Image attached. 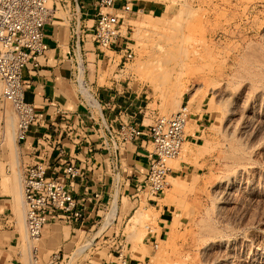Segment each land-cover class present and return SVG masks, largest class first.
I'll list each match as a JSON object with an SVG mask.
<instances>
[{"label":"rangeland","instance_id":"obj_1","mask_svg":"<svg viewBox=\"0 0 264 264\" xmlns=\"http://www.w3.org/2000/svg\"><path fill=\"white\" fill-rule=\"evenodd\" d=\"M128 2L137 4L135 12L118 14L133 58L119 64V57L106 50L115 60L109 67H116L121 81L141 99L149 123L171 115L181 103H188V110L192 104L207 108L209 120L193 151L197 174H169L157 206L144 197L117 224L115 197L104 219L78 232L61 264L111 257L118 242L125 254L138 250L141 259L148 254L150 264H264V0ZM150 2L161 9L150 12ZM138 8L142 12H136ZM15 121L6 103L0 116V184L18 200L21 168ZM185 150L183 145L180 157ZM180 157L168 165L174 167ZM162 205L172 206L173 213L153 248L144 243L149 229L159 234L157 208ZM109 213L113 217L105 224ZM16 216L24 264H29L31 242L22 211Z\"/></svg>","mask_w":264,"mask_h":264},{"label":"crops","instance_id":"obj_2","mask_svg":"<svg viewBox=\"0 0 264 264\" xmlns=\"http://www.w3.org/2000/svg\"><path fill=\"white\" fill-rule=\"evenodd\" d=\"M63 1L52 0L55 11L43 30L46 50L38 58L36 65L29 62L22 73L24 99L41 116L30 126L18 148L20 165L43 160L47 164V175L67 184L79 206L83 208L84 216L71 225L49 223L44 226L41 237L35 243L37 259L42 262H47L57 251L63 256L69 253L78 232L91 230L104 219L103 213L115 197L119 202L115 224L119 219L123 221L143 198H137L135 192L137 187L142 186L148 161L153 157V147L146 134L122 144L116 163L119 180L115 185L112 163L101 143L103 138H107L105 127L116 130L120 123L126 122L146 129L150 119L148 112L141 106L138 95L129 88L128 83L124 84L119 78L116 67H109L115 60L106 50L114 55L113 49L100 50L93 40L91 31L97 13L96 0H77L83 28L76 58L74 55L77 50L74 48L69 25L64 20L68 11ZM67 1L73 5L72 0ZM126 1L117 0L113 10H120ZM147 6L150 12L161 9L152 2ZM76 68L78 84L74 81ZM81 81L88 85L98 101L91 115L81 104L78 91ZM188 113L183 140L186 150L181 157L178 155L180 159L171 168V177L197 174L193 151L202 141L201 127L209 120V115L207 108L201 106L197 109L196 104L190 106ZM68 162L74 163L80 170V175L73 179L64 170ZM160 195L151 200L146 199L147 203L157 206ZM157 209L159 215L156 226L160 229L159 234L156 229L148 232L144 245L157 242L158 236L162 235L171 220L172 206L162 205ZM18 210L22 211L24 220L21 188L17 200L9 189L0 184V264L25 262L20 245L21 232L17 224ZM139 252L129 251L126 255L131 261L150 262L148 254L141 259ZM110 255L111 257L108 254L106 257H93L82 264H112L113 254Z\"/></svg>","mask_w":264,"mask_h":264},{"label":"built area","instance_id":"obj_3","mask_svg":"<svg viewBox=\"0 0 264 264\" xmlns=\"http://www.w3.org/2000/svg\"><path fill=\"white\" fill-rule=\"evenodd\" d=\"M64 0L67 15L64 20L69 25L74 48L79 53V43L82 38L80 5L77 0ZM117 0H96V19L92 26V37L98 49H113L119 57V64H124L133 58V49L121 31V17L118 11L135 12L133 3L125 2L120 10H113ZM55 9L52 0H0V116L5 113V104L11 105L15 116V141L22 142L31 125L36 123L41 113L24 99L22 73L26 65L38 63V58L46 50L43 40L44 26L51 21ZM142 9H136V12ZM79 66L78 63H76ZM74 81L78 84L79 77ZM81 104L89 114L96 109L98 101L93 91L81 81L79 86ZM187 104L182 103L169 116H157L142 129L134 124L122 122L116 130L105 127L107 138L102 139L115 174V185L118 184L117 157L122 144L146 134L153 147V157L148 161L145 178L141 187H137L135 196L151 200L159 196L166 188L167 176L171 167L168 161L175 159L181 152L184 131L188 119ZM116 165V166H115ZM20 186L24 208V227L27 239L29 264H61L63 254L53 253L47 262L38 261L35 243L41 237L43 228L49 223L71 225L83 219V208L72 195L69 187L63 181L47 175V164L41 160L21 166ZM70 178L80 175L79 167L68 162L64 167ZM147 195V196H146ZM114 200V199H113ZM113 202V201H112ZM111 202V203H112ZM110 203V204H111ZM111 206V205H110ZM148 232H151L149 229ZM114 244V241L111 242ZM157 242L152 247H157ZM111 254V253H110ZM112 264H150L143 260L131 261L123 252L120 242L115 244L112 252ZM21 264V263H17Z\"/></svg>","mask_w":264,"mask_h":264},{"label":"bare ground","instance_id":"obj_4","mask_svg":"<svg viewBox=\"0 0 264 264\" xmlns=\"http://www.w3.org/2000/svg\"><path fill=\"white\" fill-rule=\"evenodd\" d=\"M143 25V24H142ZM142 25H141V27H142ZM144 27V26H143ZM263 75V74H262ZM151 80V82L153 83V84H155V87H156V82H155V80L154 79H150ZM247 91V90H246ZM177 93V92H176ZM261 93V92H260ZM257 94V93H256ZM258 95V94H257ZM227 96V95H226ZM232 96H234V95H232ZM235 97V96H234ZM233 97V98H234ZM240 97H241V95H240ZM254 97V96H253ZM229 98H230V96H229ZM236 98V97H235ZM239 98V97H238ZM238 101V100H237ZM250 101V100H249ZM244 102V101H243ZM245 103V102H244ZM249 103V102H248ZM230 105H232V104H230ZM248 105H250V104H248ZM235 106V105H234ZM233 106V107H234ZM247 106V105H246ZM238 107V106H237ZM236 107V108H237ZM235 108V109H236ZM248 108H249V106H248ZM234 109V110H235ZM242 109H243V107H242ZM246 109H247V107H246ZM241 110V109H240ZM245 110V109H244ZM242 111V110H241ZM251 111H252V109H251ZM242 113V112H241ZM244 113V112H243ZM234 114V113H233ZM249 114V113H248ZM248 114H246L247 115V117H250V115L248 116ZM237 115V114H236ZM238 115H239V113H238ZM237 115V116H238ZM226 117V116H225ZM236 117V116H235ZM243 117H245V118H247L246 116H245V114H242L241 115V118H243ZM238 118V117H237ZM253 118V117H252ZM255 118V117H254ZM263 118V117H262ZM261 118V119H262ZM231 119V118H230ZM250 119H251V117H250ZM248 120V119H247ZM246 120V121H247ZM254 120V119H253ZM229 121V120H228ZM249 121V120H248ZM263 121H264V118H263ZM235 122V121H234ZM262 122V121H261ZM231 123V122H230ZM234 124V123H233ZM237 124V123H236ZM232 125V124H231ZM248 126V125H247ZM253 145V144H252ZM261 147V146H260ZM235 157V156H234ZM241 157H243V156H241ZM244 158V157H243ZM246 158V157H245ZM234 160H236V159H234ZM237 165V164H236ZM241 169V168H240ZM243 171V170H242ZM172 179V178H171ZM231 182V181H230ZM230 190H231V188H230ZM232 193V192H231ZM223 196V195H222ZM225 198V197H224ZM226 200V199H225ZM115 205V204H114ZM113 205V206H114ZM113 211H114V209H112ZM138 216V215H137ZM140 216V215H139ZM112 217H113V214L112 213H109V214H107L106 215V220H105V224H108L109 223V221L112 219ZM105 226V225H104ZM104 228V227H103ZM208 231V230H207ZM226 256V255H225ZM222 257V256H221ZM257 257V256H256ZM253 261V260H252ZM229 262V261H228ZM245 262V261H244Z\"/></svg>","mask_w":264,"mask_h":264}]
</instances>
